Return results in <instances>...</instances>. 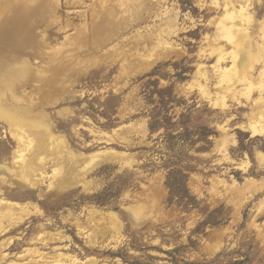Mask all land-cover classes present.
Wrapping results in <instances>:
<instances>
[{
	"label": "rangeland",
	"instance_id": "obj_1",
	"mask_svg": "<svg viewBox=\"0 0 264 264\" xmlns=\"http://www.w3.org/2000/svg\"><path fill=\"white\" fill-rule=\"evenodd\" d=\"M1 14L0 60L22 67L0 102L40 126L0 116V199L35 211L4 222L0 264H264V132L247 128L264 123V0H13ZM153 47L172 54L137 69ZM172 170L192 198H171ZM71 171L79 183L52 185Z\"/></svg>",
	"mask_w": 264,
	"mask_h": 264
},
{
	"label": "bare ground",
	"instance_id": "obj_2",
	"mask_svg": "<svg viewBox=\"0 0 264 264\" xmlns=\"http://www.w3.org/2000/svg\"><path fill=\"white\" fill-rule=\"evenodd\" d=\"M13 0H8L7 2H8V4H7V6L9 5V4H11V2H12ZM54 1V0H53ZM53 4H54V2H53ZM7 6H5V0H0V16L2 15H4V14H1V12H2V10L3 9H7ZM54 6V5H53ZM41 7V6H40ZM44 7V6H43ZM42 7V8H43ZM245 8V7H244ZM240 10V9H239ZM246 10V9H245ZM8 11H10V10H8ZM27 11H29V10H27ZM240 12H242V11H240ZM248 13V12H247ZM125 15V14H124ZM123 15V16H124ZM120 16V15H119ZM12 16H8V20H6V22H7V24L6 25H8V23H9V25H11V21L13 22V17L11 18ZM108 17V16H107ZM251 17V16H250ZM138 19V18H137ZM105 20V19H104ZM110 20H111V18H110ZM250 20V19H249ZM103 21V20H102ZM248 21V20H247ZM107 22V21H106ZM5 23V22H4ZM109 22H107V23H105L106 25L108 24ZM102 25V24H101ZM104 25V24H103ZM10 27V26H9ZM86 27V26H85ZM224 27V26H223ZM241 27V26H240ZM237 28V27H236ZM105 29V28H104ZM99 31V30H98ZM158 31V30H157ZM112 34V33H111ZM118 34V33H117ZM96 35V34H95ZM108 35H110V34H108ZM113 35V34H112ZM103 38V37H102ZM101 39V38H100ZM135 39V38H134ZM36 40V39H35ZM102 40V39H101ZM101 42V41H100ZM106 42H107V40H106ZM140 42V41H139ZM158 42V41H157ZM155 45V44H154ZM156 46V45H155ZM160 48V47H159ZM163 48H165V50H168L169 48L167 47V49H166V46L165 47H163ZM163 48H160L159 49V51H161V49H163ZM151 49V48H150ZM153 49L154 50H152V52H151V54H148V55H146V57L147 58H145V60H144V58L143 59H141V57H139V62L140 61H142V63L140 64L139 62H137V60H136V62H137V69H141V68H143V69H146V68H149V66L151 65H153V63L154 62H156L158 59H162V58H164L165 56H167L168 57V55L170 56V54H172V53H170V54H166V52H165V50L163 51L162 50V52H159L155 47H153ZM159 52V53H158ZM130 53V52H129ZM11 54V53H10ZM242 54V53H241ZM249 54V51L248 50H246L245 51V53L243 54L244 56H247ZM6 56H8V55H6ZM6 56H4V58H6V59H8ZM9 57H10V55H9ZM138 58V57H137ZM166 58V57H165ZM1 59V58H0ZM2 59H3V57H2ZM239 59V58H238ZM144 60V61H143ZM149 62H147V61ZM106 61V60H105ZM17 62H19V60L17 59V60H13V59H11V60H9V61H7L6 63H3L1 60H0V77H2V79H4V83H5V85L7 84V85H11L12 86V88L11 89H13V77L15 76V73H17V72H21L19 69H21V67L22 66H19L18 68H17ZM145 62H147L148 64H146ZM235 63V62H234ZM17 64V65H16ZM139 64V65H138ZM242 65V64H241ZM150 66V67H151ZM146 67V68H145ZM13 69H14V71H13ZM236 69V68H235ZM234 69V70H235ZM244 69H246V68H244ZM244 71V70H243ZM132 72V71H131ZM225 73H226V71H225ZM224 73V74H225ZM224 74H222L223 76H224ZM231 74V73H230ZM227 75V74H226ZM242 78V77H241ZM223 79H224V77H223ZM244 79V78H243ZM226 80V79H225ZM224 80V81H225ZM228 80V79H227ZM232 80V79H231ZM223 81V82H224ZM240 82V81H239ZM1 86V85H0ZM10 86V87H11ZM10 87H8V88H10ZM223 88V87H222ZM12 92V91H11ZM13 93V92H12ZM2 96V94L0 93V97ZM3 96H4V94H3ZM2 98V97H1ZM6 98V97H5ZM3 100V99H2ZM263 100V99H262ZM14 107V106H13ZM16 108V107H15ZM0 116L1 117H3L5 120H7V122L9 123V124H11L12 126H17V127H23V126H29V127H36V126H40L39 125V123L37 122V120H36V118H34V117H29V114L28 115H25V114H22L19 110H18V108H17V110H14V108L12 109V108H9V107H7L6 106V104H4V103H2V102H0ZM263 122V121H262ZM249 124V127H247V128H250L251 129V131H252V133H253V135H257V134H259V133H263L264 132V123H259V121H252V123H248ZM43 126V125H42ZM50 128V127H49ZM49 128H48V126H45L44 125V129H45V136L44 137H46V139H48V141H51L52 143H54V144H57L58 146L60 145V146H62V147H64V145H65V140L63 139V138H60V137H58L57 135H55V134H53V133H51L52 132V130H51V132H50V130H49ZM42 131H44V130H42ZM48 132V133H47ZM50 132V133H49ZM19 136V135H18ZM19 140H20V142H22V143H24L25 142V144H27V142H28V136L27 135H22V136H20L19 138H18ZM41 140H43V139H41ZM44 141V140H43ZM41 142V141H40ZM32 143V142H31ZM42 143V142H41ZM56 150H57V148H56ZM117 152V151H116ZM57 153H59V152H57ZM106 153H108V152H106ZM113 153V152H112ZM56 154V153H55ZM60 154V153H59ZM109 154V155H108ZM108 154H105L104 152H103V154L101 153H96V154H94V155H92L91 157H89L90 158V160H89V163H93V162H95V161H97L98 160V163H102L101 162V160H99V159H106V158H111V156H113V155H110V153H108ZM117 154V153H116ZM121 154V153H120ZM119 155V154H118ZM72 156V158L70 159L71 161H73L74 163H75V165L73 166V171L75 172V169L77 168V165L78 164H80V162H83V160L82 159H79L80 157H77V156H75L74 154H71L70 155V157ZM114 156H115V152H114ZM118 156H116V158H117ZM53 158V157H52ZM115 158V157H114ZM40 160H38V162L36 161V163H41V158H39ZM113 159V158H112ZM45 160H43L42 162H44ZM54 163H55V165L56 164H58L59 165V158L57 159L56 157H54ZM124 161V160H123ZM132 161V160H131ZM85 162V161H84ZM97 163V164H98ZM35 164H32V165H30V168L29 169H25V172L24 173H27V172H31V170L32 171H34V170H38V167L36 168L35 166H34ZM43 165V164H42ZM54 164H51V166H53ZM47 167V166H46ZM60 168V166L59 167H56L55 166V168H54V170L55 171H57L58 169ZM62 168V167H61ZM85 169V168H84ZM43 170V168H41V171ZM60 170V169H59ZM73 171H71V173L73 172ZM73 172V173H74ZM33 175H34V173L33 172H31ZM42 173L44 174V177H45V173H47V171H46V169L45 170H43L42 171ZM55 173V172H54ZM53 173V174H54ZM72 173V175L71 174H66L65 176H63L62 177V179L59 181V182H57L56 180V182L57 183H52V185H54L55 184V186H56V188L57 189H59V190H62V191H64V190H66V189H69L70 187H73L74 185H76L77 183H79L80 182V179H79V177L78 176H76L75 174H73ZM75 175V176H74ZM25 177H27V175H24ZM43 176V175H42ZM55 176V175H54ZM30 177V176H29ZM55 178V177H54ZM58 180V179H57ZM54 181V180H53ZM38 183V181H34V184H37ZM51 185V184H50ZM54 186V187H55ZM53 187V188H54ZM52 188V189H53ZM263 203H264V201H263ZM152 211V210H151ZM33 212H35V211H33L31 208H30V206H28V205H24V204H21V203H18V202H13V201H10V200H5V199H0V231L1 230H4L5 229V224H4V222H8V223H11V224H13V218H15V217H17V214L18 213H20V217H18L19 218V220H22V219H25V217H27L28 215H30V214H32ZM22 214V215H21ZM104 216V215H103ZM115 235V234H114ZM31 249V248H30ZM41 254H43V253H41ZM4 255V254H3ZM6 257V256H5ZM43 257H44V254H43ZM42 257V258H43ZM44 260V259H43ZM27 264H29V263H27ZM31 264V263H30ZM59 264V263H58Z\"/></svg>",
	"mask_w": 264,
	"mask_h": 264
},
{
	"label": "trees",
	"instance_id": "obj_3",
	"mask_svg": "<svg viewBox=\"0 0 264 264\" xmlns=\"http://www.w3.org/2000/svg\"><path fill=\"white\" fill-rule=\"evenodd\" d=\"M151 129H154L156 128L154 125H153V122H151V126H150ZM175 172H181V171H178V170H172L170 171L169 175H168V179H167V185L168 187L170 188L171 190V198L173 199L174 197H176V195H180L182 198H192V196L189 194V191L186 189V185L183 186V189H182V193H179L178 191V194H176V188L177 186L175 185V181L172 180V177L174 175ZM185 183V181L183 182ZM181 190V189H179ZM253 259L252 257V252H248V253H245L244 255V258L242 259H235V260H231L230 264H249L251 262V260ZM185 264H215V261L212 260V261H204V262H188V263H185Z\"/></svg>",
	"mask_w": 264,
	"mask_h": 264
}]
</instances>
